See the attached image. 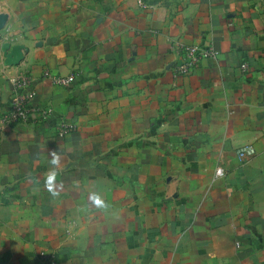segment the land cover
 <instances>
[{"label":"crops","instance_id":"obj_1","mask_svg":"<svg viewBox=\"0 0 264 264\" xmlns=\"http://www.w3.org/2000/svg\"><path fill=\"white\" fill-rule=\"evenodd\" d=\"M0 13V116L24 72L49 109L0 130V264L42 250L56 264H264V0H0ZM177 40L219 55L177 75ZM4 42L28 47L19 65Z\"/></svg>","mask_w":264,"mask_h":264},{"label":"built area","instance_id":"obj_2","mask_svg":"<svg viewBox=\"0 0 264 264\" xmlns=\"http://www.w3.org/2000/svg\"><path fill=\"white\" fill-rule=\"evenodd\" d=\"M172 51L176 55L174 70L177 75H189L194 72L207 58H215L219 51L196 44H187L183 41H174L171 45ZM43 77L49 78L54 84L68 87L76 80L75 74L58 75L49 70L43 72ZM12 97L9 109L0 116V130L10 127L19 122H27L31 113L35 112L40 118H45L49 114V109L34 105L37 90L34 86L35 79L29 73H21L11 78ZM71 124L61 122L58 128V135L64 136L71 130ZM240 156L253 155L255 149L252 146H244L238 150ZM218 177L223 175L222 169H217ZM54 253L42 250L38 254L37 264H56Z\"/></svg>","mask_w":264,"mask_h":264},{"label":"water","instance_id":"obj_3","mask_svg":"<svg viewBox=\"0 0 264 264\" xmlns=\"http://www.w3.org/2000/svg\"><path fill=\"white\" fill-rule=\"evenodd\" d=\"M7 21L8 15L0 13V31L6 27ZM2 50L5 57V64L7 66H17L25 59V52L29 49L22 44L11 46L10 42H4Z\"/></svg>","mask_w":264,"mask_h":264},{"label":"clouds","instance_id":"obj_4","mask_svg":"<svg viewBox=\"0 0 264 264\" xmlns=\"http://www.w3.org/2000/svg\"><path fill=\"white\" fill-rule=\"evenodd\" d=\"M50 163L54 166V168L46 178V186L48 187L50 192L56 194L57 174L55 171V167L60 165V156L55 151H53L51 154ZM94 203L101 207L104 206V201L101 200L98 196L94 198Z\"/></svg>","mask_w":264,"mask_h":264}]
</instances>
